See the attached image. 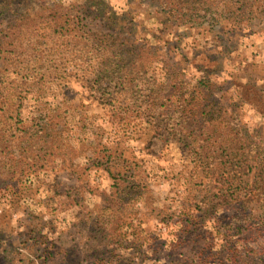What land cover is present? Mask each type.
<instances>
[{
  "label": "rangeland",
  "instance_id": "374dc122",
  "mask_svg": "<svg viewBox=\"0 0 264 264\" xmlns=\"http://www.w3.org/2000/svg\"><path fill=\"white\" fill-rule=\"evenodd\" d=\"M36 2L64 3L102 37L135 41L149 74L161 75L166 61L180 63L187 75L201 74L194 61L207 56L202 61L206 74L226 82L216 94L218 109L245 131L252 148L264 146V115L254 108L257 99L264 102V11L217 21L201 10L194 17L198 24L179 25L145 0H105L112 13L95 12L94 1ZM26 11L23 2L12 10L2 6L0 44L25 20ZM205 39L218 45L205 48ZM88 57L82 59L86 69ZM18 78L28 80L23 74ZM79 80L61 82L45 95L23 92L18 100L23 115L36 116L37 124L32 138L10 152L16 168L9 182L13 188L0 183V254L7 264H264V225L263 233L252 234L254 222L239 206L214 200L210 182L195 172L176 142L161 153L149 152L146 144L156 122L119 121ZM254 87L253 107L236 99L237 89L251 94ZM113 196L126 202L116 206L123 222L122 244L115 245L96 225ZM210 205L216 221L204 212ZM193 212L204 217L206 227L177 244L180 221Z\"/></svg>",
  "mask_w": 264,
  "mask_h": 264
},
{
  "label": "trees",
  "instance_id": "16d2710c",
  "mask_svg": "<svg viewBox=\"0 0 264 264\" xmlns=\"http://www.w3.org/2000/svg\"><path fill=\"white\" fill-rule=\"evenodd\" d=\"M86 1H94L95 12H113L105 0ZM145 1L164 16L168 14L180 21L179 25L198 24L194 17L201 10L217 21L228 16L242 20L264 11V0ZM22 2L27 10L25 20L11 28L5 45L0 44V54H3L0 67V183H8L3 189L13 188L9 182L14 180L16 173L10 152L26 142L27 137L32 138L37 124L36 116L23 115L24 105L18 101L20 96L23 92L45 95L58 88L59 83L77 77L98 104L119 121L156 122L158 128L146 144L149 152L161 153L170 141L176 142L181 152L191 159L195 172L210 182L215 190L214 200L239 206L248 222H254L251 233H263L264 146L252 148L245 131L218 109L216 94L225 89L226 82L206 74L208 68L202 61L207 56L199 55L200 59L194 61L201 74L187 75L183 65L168 61L162 66L161 75L157 71L149 74L135 41L102 37L88 29L80 17L71 15L68 12L70 6L64 3L47 6L36 0H0V9L4 6L12 10L14 5ZM203 44L210 48L218 42L205 39ZM155 50L154 54L157 53ZM86 55L89 56V69L82 65ZM186 58L183 55V59ZM21 74L28 80L22 82L18 78ZM232 85L236 84L233 82ZM236 92L238 101L250 104L255 100V94L258 95L255 87L251 94L246 89ZM257 102L254 108L264 115V102L259 99ZM255 169L259 171L252 181H248ZM123 189L126 191L125 187ZM124 203L123 196L109 197L103 213L96 220L97 227L111 245L122 244L118 238L122 235L123 220L116 206ZM214 211L211 205L204 210L216 221ZM186 214L189 216L184 223L180 221L184 237L182 233L177 244L190 234L202 233L206 227L203 216L195 212ZM213 224L217 225L216 222ZM236 229V234H241V227ZM239 240L244 241L245 237ZM0 264H7L1 254Z\"/></svg>",
  "mask_w": 264,
  "mask_h": 264
}]
</instances>
